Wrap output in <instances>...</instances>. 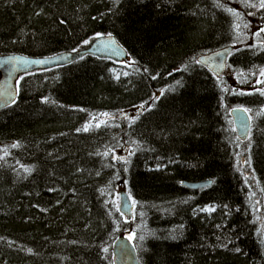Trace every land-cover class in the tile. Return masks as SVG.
I'll use <instances>...</instances> for the list:
<instances>
[{
  "label": "trees",
  "instance_id": "16d2710c",
  "mask_svg": "<svg viewBox=\"0 0 264 264\" xmlns=\"http://www.w3.org/2000/svg\"><path fill=\"white\" fill-rule=\"evenodd\" d=\"M260 2L0 0V55L73 51L101 34L128 54L18 78L0 108V264H113L120 235L140 264H264V74L249 86L264 73ZM226 45L227 75L197 62ZM232 106L251 113L245 141Z\"/></svg>",
  "mask_w": 264,
  "mask_h": 264
},
{
  "label": "water",
  "instance_id": "95a60500",
  "mask_svg": "<svg viewBox=\"0 0 264 264\" xmlns=\"http://www.w3.org/2000/svg\"><path fill=\"white\" fill-rule=\"evenodd\" d=\"M232 45H226L196 57L197 62L205 66L214 76L225 74ZM84 54L106 57L122 62L127 58V50L113 34L97 35L85 49L62 51L51 55L29 56L20 53L0 55V108L12 103L17 95V80L21 75L38 70L67 64ZM236 137L245 141L251 127V115L244 106H232L228 109ZM210 184V180L182 181V185L197 189ZM118 211L129 221L134 218V203L125 190L118 191ZM113 264H140L132 241L124 235L118 236L112 243Z\"/></svg>",
  "mask_w": 264,
  "mask_h": 264
},
{
  "label": "rangeland",
  "instance_id": "374dc122",
  "mask_svg": "<svg viewBox=\"0 0 264 264\" xmlns=\"http://www.w3.org/2000/svg\"><path fill=\"white\" fill-rule=\"evenodd\" d=\"M253 24L254 25H256V23H254L253 22ZM96 36H92V37H90V38H88V39H86L79 47H78V50H80V49H85V48H87L89 45H90V43L92 42V40L95 38ZM86 41H87V43H86ZM126 60V59H125ZM228 74V71L226 70L225 71V74H223V75H227ZM262 70L260 71V72H258V73H252V74H250L249 75V78L251 79V78H253V80H252V82L249 84V86H253V85H260L261 86V84L263 83V81H262ZM247 89H251V87H247ZM142 108H143V105H135V106H133V107H131V108H129V109H126V110H124V111H121L120 112V115L121 116H133V115H135V114H137L138 112H140L141 110H142ZM118 155L120 156V157H124L125 156V151L124 150H120V152H118ZM123 184H121V187L119 188V190H125L124 189V187L122 186ZM118 190V191H119ZM118 193V192H117ZM116 201H117V206H118V202H119V198H118V194H117V198H116Z\"/></svg>",
  "mask_w": 264,
  "mask_h": 264
},
{
  "label": "snow or ice",
  "instance_id": "6c2138e0",
  "mask_svg": "<svg viewBox=\"0 0 264 264\" xmlns=\"http://www.w3.org/2000/svg\"><path fill=\"white\" fill-rule=\"evenodd\" d=\"M253 6H255V5H253ZM261 8H264V0H261V2H260V5H259ZM238 27V26H237ZM86 43H87V41H86ZM262 74H264V73H262ZM85 131L87 130V128H85L84 129ZM105 251H107V249H105Z\"/></svg>",
  "mask_w": 264,
  "mask_h": 264
}]
</instances>
